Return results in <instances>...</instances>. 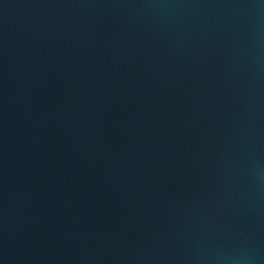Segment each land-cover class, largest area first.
I'll use <instances>...</instances> for the list:
<instances>
[{
	"label": "water",
	"instance_id": "1",
	"mask_svg": "<svg viewBox=\"0 0 264 264\" xmlns=\"http://www.w3.org/2000/svg\"><path fill=\"white\" fill-rule=\"evenodd\" d=\"M0 264H264V0H0Z\"/></svg>",
	"mask_w": 264,
	"mask_h": 264
}]
</instances>
